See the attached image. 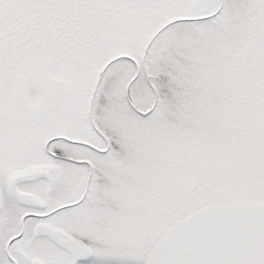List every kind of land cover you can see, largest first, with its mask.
I'll return each mask as SVG.
<instances>
[{"label":"snow or ice","instance_id":"6c2138e0","mask_svg":"<svg viewBox=\"0 0 264 264\" xmlns=\"http://www.w3.org/2000/svg\"><path fill=\"white\" fill-rule=\"evenodd\" d=\"M0 264H264V0H0Z\"/></svg>","mask_w":264,"mask_h":264}]
</instances>
